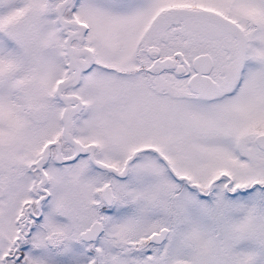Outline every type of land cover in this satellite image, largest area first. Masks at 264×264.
I'll return each mask as SVG.
<instances>
[{
  "label": "snow or ice",
  "instance_id": "1",
  "mask_svg": "<svg viewBox=\"0 0 264 264\" xmlns=\"http://www.w3.org/2000/svg\"><path fill=\"white\" fill-rule=\"evenodd\" d=\"M0 264H264V0H0Z\"/></svg>",
  "mask_w": 264,
  "mask_h": 264
}]
</instances>
